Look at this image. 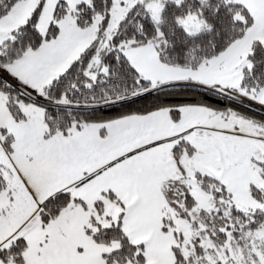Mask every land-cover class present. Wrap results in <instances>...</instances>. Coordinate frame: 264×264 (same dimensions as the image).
Masks as SVG:
<instances>
[{"label":"snow or ice","instance_id":"6c2138e0","mask_svg":"<svg viewBox=\"0 0 264 264\" xmlns=\"http://www.w3.org/2000/svg\"><path fill=\"white\" fill-rule=\"evenodd\" d=\"M0 264H264V0H0Z\"/></svg>","mask_w":264,"mask_h":264}]
</instances>
